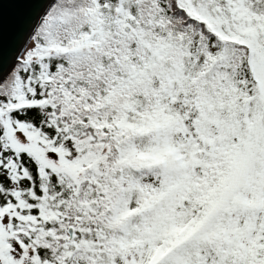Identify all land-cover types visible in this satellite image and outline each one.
Masks as SVG:
<instances>
[{"label":"snow or ice","instance_id":"obj_1","mask_svg":"<svg viewBox=\"0 0 264 264\" xmlns=\"http://www.w3.org/2000/svg\"><path fill=\"white\" fill-rule=\"evenodd\" d=\"M8 8L0 264H264V0Z\"/></svg>","mask_w":264,"mask_h":264},{"label":"water","instance_id":"obj_2","mask_svg":"<svg viewBox=\"0 0 264 264\" xmlns=\"http://www.w3.org/2000/svg\"><path fill=\"white\" fill-rule=\"evenodd\" d=\"M7 7V6H6ZM35 4L30 5L35 10ZM23 12L22 9L8 8L5 10L2 26H0V60L20 54L24 47L23 37Z\"/></svg>","mask_w":264,"mask_h":264},{"label":"rangeland","instance_id":"obj_3","mask_svg":"<svg viewBox=\"0 0 264 264\" xmlns=\"http://www.w3.org/2000/svg\"><path fill=\"white\" fill-rule=\"evenodd\" d=\"M23 48H24V47H23ZM21 52H22V51H21ZM21 52H20V53H21Z\"/></svg>","mask_w":264,"mask_h":264},{"label":"trees","instance_id":"obj_4","mask_svg":"<svg viewBox=\"0 0 264 264\" xmlns=\"http://www.w3.org/2000/svg\"><path fill=\"white\" fill-rule=\"evenodd\" d=\"M21 54V53H20Z\"/></svg>","mask_w":264,"mask_h":264}]
</instances>
